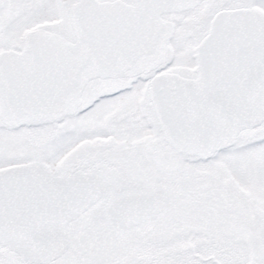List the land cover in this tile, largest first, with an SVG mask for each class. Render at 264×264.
Returning a JSON list of instances; mask_svg holds the SVG:
<instances>
[{"label":"snow or ice","instance_id":"obj_1","mask_svg":"<svg viewBox=\"0 0 264 264\" xmlns=\"http://www.w3.org/2000/svg\"><path fill=\"white\" fill-rule=\"evenodd\" d=\"M0 264H264V0H0Z\"/></svg>","mask_w":264,"mask_h":264}]
</instances>
